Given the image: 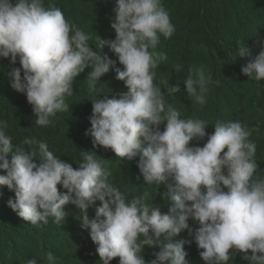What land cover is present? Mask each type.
<instances>
[{"label": "clouds", "instance_id": "1", "mask_svg": "<svg viewBox=\"0 0 264 264\" xmlns=\"http://www.w3.org/2000/svg\"><path fill=\"white\" fill-rule=\"evenodd\" d=\"M113 11L115 39L98 35L94 50L90 36L70 24L59 7H45L44 0H0V60H10V86L26 95L39 126H48L51 117L68 109L65 97L73 95V82L86 68H92L86 79L90 90L114 68L116 79L128 90L119 98L92 99L91 127L85 135L94 147L111 149L120 158L131 161L139 156L143 182L166 186L168 212L145 203L147 192L128 201L95 151H83L74 168L35 137L14 145L5 132L7 121L0 120V187L15 193L8 206L33 225L47 224L49 217L59 225L66 206L74 205L82 212L81 227L97 245L102 264L116 257L119 264H190L185 244L192 240L177 239L184 230L202 249L199 255L205 264H228L233 248L250 264H264V178H254L258 165L251 131L239 120L217 121L209 134L206 121L181 119L176 108L166 106L152 71L167 59L156 51L160 36L167 39L175 30L162 0H115ZM105 46L123 69L103 53ZM251 55L240 44L238 56ZM18 58L21 67L15 66ZM174 68L181 71L180 65ZM241 70L249 79L264 80V50ZM211 82V74L194 66L184 80L187 94L201 106ZM163 84L170 95L180 91L179 84ZM205 137L202 147L191 145ZM94 205L95 215L90 217L88 209ZM190 218L199 224L195 230ZM146 245L160 248L150 261L141 255ZM55 260L48 252V264ZM28 264L38 262L32 259Z\"/></svg>", "mask_w": 264, "mask_h": 264}, {"label": "trees", "instance_id": "2", "mask_svg": "<svg viewBox=\"0 0 264 264\" xmlns=\"http://www.w3.org/2000/svg\"><path fill=\"white\" fill-rule=\"evenodd\" d=\"M51 5L59 7L70 24L90 36L89 43L94 50L98 35L103 39H115V30L111 28L115 0H44L45 7ZM162 5L175 30L167 39L160 36L156 51L165 53L167 59L152 71L156 73L154 84L161 87L166 106L170 104L176 108L181 119L206 121L209 134L214 132L217 121L239 120L251 131L249 139L256 144L254 160L258 168L254 178H264V80L249 79L241 70L248 59H254L264 50V0H162ZM240 44L249 48L251 57L238 56ZM102 51L117 61L115 67L123 69L107 46ZM176 65L181 66L179 73L175 71ZM15 66L21 67L19 58ZM193 66L202 67L205 75L212 77L204 93L206 103L203 106L194 103V98L186 92L184 80ZM11 67L8 58L0 60V120L7 121L5 132L14 145L22 143L25 137H35L46 142L54 155L74 168L79 167L83 151H95L99 155L97 158L111 171L110 180L128 201L147 192L145 203L168 212L169 204L163 196L166 186L143 182L137 165L139 156L131 161L120 158L111 149L94 147L91 137L85 135L91 127L92 99L105 95L119 98L120 93L128 90L124 81L116 79L114 68L97 81L95 90H90L86 82L92 68H86L73 82V95L65 97L68 109L51 117L48 126H39L35 124L36 116L26 95L10 86L6 72ZM165 80L170 85L179 84L180 91L168 94L163 84ZM165 125L166 122L159 126L161 131ZM206 141L207 137L194 140L191 145L198 143L202 147ZM24 148L31 150L28 145ZM35 159L39 163V158ZM58 188L66 191L62 185ZM0 192L3 193L0 195V264H28L32 259L38 264H48V252L56 257L55 264H102L96 252L97 245L91 240L89 231L81 227L78 218L82 212L74 205L66 206L65 219L59 225L54 223V217H49L47 224L33 225L8 206L7 201L15 198L14 191L2 186ZM100 203L97 201V205ZM95 207L88 209L90 217L95 215ZM189 224L194 230L199 227L191 218ZM181 238L192 240L191 244H185L190 264H205L199 255L202 249L198 248L194 237L184 230L177 237ZM159 250V246L146 245L141 255L150 261L155 258L153 253ZM229 252L232 259L228 264H250L242 252L235 248ZM248 254H252L251 250ZM110 264H119V257Z\"/></svg>", "mask_w": 264, "mask_h": 264}]
</instances>
